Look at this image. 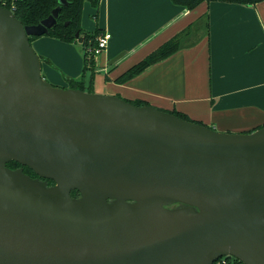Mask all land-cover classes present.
<instances>
[{"label": "water", "instance_id": "obj_1", "mask_svg": "<svg viewBox=\"0 0 264 264\" xmlns=\"http://www.w3.org/2000/svg\"><path fill=\"white\" fill-rule=\"evenodd\" d=\"M68 3L31 26L0 6V264H264V126L52 85L29 37Z\"/></svg>", "mask_w": 264, "mask_h": 264}, {"label": "crops", "instance_id": "obj_2", "mask_svg": "<svg viewBox=\"0 0 264 264\" xmlns=\"http://www.w3.org/2000/svg\"><path fill=\"white\" fill-rule=\"evenodd\" d=\"M202 19L207 26L199 25ZM197 21L181 49L122 84L114 82ZM80 26L110 34L107 48L95 58V72L105 79L98 93L177 111L217 132L248 133L264 126V0L203 2L190 11L170 0H99L97 9L85 0ZM30 43L49 83L67 88L69 80L80 79V43L48 36Z\"/></svg>", "mask_w": 264, "mask_h": 264}, {"label": "trees", "instance_id": "obj_3", "mask_svg": "<svg viewBox=\"0 0 264 264\" xmlns=\"http://www.w3.org/2000/svg\"><path fill=\"white\" fill-rule=\"evenodd\" d=\"M67 6L61 7L56 24L48 30V36L64 43H80L83 48V71L79 80H69V87L91 92L93 78L95 76V62L89 50L96 44V37L101 33L99 29L94 31H85L80 26L82 6L85 0H67ZM91 6L98 7L99 0H87ZM173 4L184 7L190 11L203 2H229L242 5H250L258 3L262 0H170ZM0 6L12 10L13 14L23 26L37 25L42 19L46 18L51 10L57 6V0H0ZM67 23V25H65ZM206 23V21H205ZM198 25V21L194 22L191 27L175 35L171 39L162 43L154 51L145 56L142 60L130 66L125 72L115 78L114 82L122 84L127 80L141 74L143 71L167 58L174 52L178 51L185 45V37L192 33V30ZM207 26V23H206ZM76 33L78 35L76 36ZM38 38L35 36L29 37V41ZM106 78V77H105ZM87 79V80H86ZM106 80H108L106 78ZM87 81V84H85ZM88 85V86H86ZM128 101V100H126ZM137 106L148 105L141 100L128 101ZM161 110V109H160ZM165 111V110H163ZM179 118L189 120L184 114L177 111H166ZM194 122V121H191ZM198 123V122H194ZM201 124V123H198ZM263 127V126H262ZM261 127H257L259 129ZM254 129V130H256ZM250 133V132H248ZM7 167L20 166L18 163L11 161L6 164ZM27 168V167H24ZM228 261L227 264H243L232 257H223Z\"/></svg>", "mask_w": 264, "mask_h": 264}, {"label": "built area", "instance_id": "obj_4", "mask_svg": "<svg viewBox=\"0 0 264 264\" xmlns=\"http://www.w3.org/2000/svg\"><path fill=\"white\" fill-rule=\"evenodd\" d=\"M109 40H110V34L108 32H102L96 37L95 46L89 50L91 56L94 59V62H95V58L99 56L107 48ZM227 263L228 261L226 260V258L222 257L214 264H227Z\"/></svg>", "mask_w": 264, "mask_h": 264}, {"label": "rangeland", "instance_id": "obj_5", "mask_svg": "<svg viewBox=\"0 0 264 264\" xmlns=\"http://www.w3.org/2000/svg\"><path fill=\"white\" fill-rule=\"evenodd\" d=\"M204 24H205V20L204 19H202V20L199 21V25H201L202 27L204 26ZM82 50H83V48H82ZM104 81H105V79H104V73L103 72H98V73L95 72V79H94V81L92 83L93 84L92 85V90H93L92 93L101 94V93H98V92H99V90H103L101 88H102V85H103V82ZM86 86H88V85H86ZM100 92H102V91H100Z\"/></svg>", "mask_w": 264, "mask_h": 264}, {"label": "flooded vegetation", "instance_id": "obj_6", "mask_svg": "<svg viewBox=\"0 0 264 264\" xmlns=\"http://www.w3.org/2000/svg\"><path fill=\"white\" fill-rule=\"evenodd\" d=\"M8 168H10V169H17V168H22V172L24 173V174H26V175H28L29 177H31V178H39L31 169H29V168H24V167H22V166H11V167H8ZM39 179H41V178H39ZM47 185H53V182L52 181H50V180H47ZM71 196L72 197H78L79 195L75 192V191H72L71 192Z\"/></svg>", "mask_w": 264, "mask_h": 264}]
</instances>
